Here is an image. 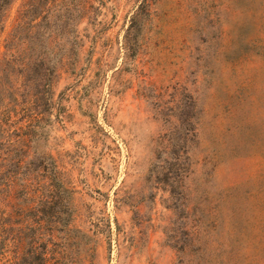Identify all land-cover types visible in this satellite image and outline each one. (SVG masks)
Instances as JSON below:
<instances>
[{
    "label": "rangeland",
    "instance_id": "374dc122",
    "mask_svg": "<svg viewBox=\"0 0 264 264\" xmlns=\"http://www.w3.org/2000/svg\"><path fill=\"white\" fill-rule=\"evenodd\" d=\"M0 4V264H264V0Z\"/></svg>",
    "mask_w": 264,
    "mask_h": 264
},
{
    "label": "trees",
    "instance_id": "16d2710c",
    "mask_svg": "<svg viewBox=\"0 0 264 264\" xmlns=\"http://www.w3.org/2000/svg\"><path fill=\"white\" fill-rule=\"evenodd\" d=\"M2 7L3 4H0V9H2ZM15 51L18 50L15 49ZM10 55L13 56L14 53H11ZM23 66H25L26 69H31L30 62H23ZM21 161L23 162L24 160L20 159L19 165H21ZM40 166H43L45 171L43 173H34L35 175H26V173H0V250L2 241L6 239V236L9 235L10 231V213L8 212L7 208L2 207V202L8 200L9 203V200L14 199L19 205L27 200L39 201L41 203H50L51 200L54 199L55 192L58 189L68 191L64 185V182L60 178V175L56 169V163L54 161ZM37 178H39L40 181L36 183L37 186L34 188V180ZM14 185H16V187H14ZM1 194L5 195L4 199L2 198ZM55 223L61 222L55 221ZM67 225L68 223H62L60 228L65 230ZM32 228L36 231L37 235H43L44 228L40 221H38L36 225H33ZM2 257L3 253L0 251V263Z\"/></svg>",
    "mask_w": 264,
    "mask_h": 264
}]
</instances>
